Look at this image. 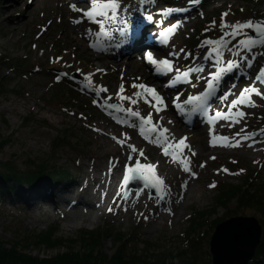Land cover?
<instances>
[{
	"label": "rangeland",
	"instance_id": "rangeland-1",
	"mask_svg": "<svg viewBox=\"0 0 264 264\" xmlns=\"http://www.w3.org/2000/svg\"><path fill=\"white\" fill-rule=\"evenodd\" d=\"M5 1L0 0V57L5 59L3 62L0 61V174H7L6 169L9 168L10 171L18 173L24 179L21 181L25 183V191L14 186L9 192L7 188H10L11 184L6 187L7 183L0 177V242L6 245L7 250L12 244L17 243L21 247L16 249L19 255L41 260L67 252V247L78 251L81 246L87 248L85 244H89L91 256L98 264H212L209 243L214 229L229 218L237 216L255 218L261 227L260 238L264 241V222L260 224L259 213L239 208V198L243 189H247L244 186V176L257 172L256 178L264 181V157L259 156L258 162L257 156L245 150L237 152L209 150L206 146L207 133H200V130L194 128L174 127V121L169 114H166L165 120L163 113H159L157 117L153 108L146 107L140 111L141 115L146 117L151 112L153 123L158 122L159 119L158 123H161L162 128H167L169 133L173 131L172 137H175L176 141L187 137L186 143L189 149H184L182 153L178 149H170V153L178 158L179 155L187 158L196 177H191L183 170L180 172L178 169H182L183 165L179 161L174 162L171 155L165 157L162 155V148L144 140L138 134L139 128L128 132L102 117L90 105V99L77 95L72 100L69 92L65 91H68L65 85L59 90L58 84L69 81L70 75L60 82L55 78L59 83L53 82L52 78L62 69L65 71L81 69L85 76L93 77L95 82L106 86L110 96L116 98L121 84L110 80V76L115 73L114 78H120L119 75L123 74L128 81H136L138 79H134L142 73V70H137V64L141 62L134 60L133 55L131 60L124 61L125 64H117L105 59L103 63L106 64H100L95 56L89 57L90 52L80 38L79 28L72 27L69 21L75 16L67 12V2L65 3L64 0H56L58 1L56 4L54 0H32V2L22 0L15 10H11V14L7 12ZM121 2H123L122 7L132 3V0H121ZM227 2L229 15L225 20L233 23L252 19L253 22H264V16H253L255 12L264 13V2L256 4H252L249 0H227ZM216 3L219 5L220 2L216 1L213 5ZM221 13L219 10L215 11L214 18ZM11 15L16 18L13 16L8 26L1 22L2 19L10 18ZM204 20L197 17L189 21L185 26L187 29L183 30L185 35L176 41L184 44L185 47L191 43L197 45L198 42L195 39L200 41L202 38L199 35L206 34V32L200 34V29L207 26L206 22L208 26L211 25L210 17L206 15ZM219 24L220 22L216 24V27H219ZM68 31L70 32L67 33ZM200 42L203 43V41ZM237 42L232 41L229 48ZM204 46L206 48V45ZM172 51L184 57L185 53L180 52L178 48L169 50L166 54ZM240 53L243 56L245 51L240 50ZM89 61L95 68L108 64L109 68H102L100 71L92 67L90 69V66L86 65ZM258 61H262V56ZM129 65L132 66L129 67ZM46 68L49 71H46ZM107 71H109L108 77L105 78L103 74ZM146 72L148 73L147 70ZM248 75L249 73L243 75V79L242 75L238 76L237 90L250 86L251 80L246 81ZM148 80L151 81L149 75L147 78L143 75V81ZM132 84L125 86L130 89ZM225 89L229 91L228 88ZM167 90L162 87L158 89V92L163 94L169 104L171 101L168 95H165ZM237 90L234 92L236 97ZM134 92L136 91L126 93V96H132ZM123 102L125 106H132L127 101ZM77 105L81 108H77ZM256 105L253 115L249 116L248 120L237 129L238 131L242 129L247 132L252 131L247 127L255 128L262 122L264 100H260ZM239 110L243 111V107L240 106ZM92 127L108 131L113 137L121 140L124 139L123 134H127L130 139L125 141L124 146L112 143L98 135L96 131L93 132ZM56 131L69 133L67 135L70 140H67L65 145L60 144L54 148L57 141L49 139L55 137ZM213 131V136L235 134L234 131H227L223 125L217 126ZM148 134L151 139H155L157 135L156 133ZM221 141L217 140L216 143ZM131 143L138 149H143L145 156L140 157L138 153H130L126 145ZM76 151L82 155L80 156ZM193 152L195 155L192 154ZM129 155L140 159L142 164L157 162L160 170L157 171L158 174L164 175L170 186H182L187 178L191 181L188 185L196 189V192H192L190 198L184 203L186 205H179L180 197L173 199L172 202L175 203L173 209L156 228L146 218H140L139 221L130 218L108 220L107 216L102 214L91 223L87 218L96 219L95 214H91L83 215L82 224L77 227L78 222L74 223L75 229L71 230L65 226L67 223L63 219L65 215H56L53 207L47 206L42 201H39L36 206H28V210L21 209L25 204L24 198L29 200L30 192H33L31 191L33 184L25 180L33 177V171L42 172L40 169H43L47 174L49 166H56L61 170L73 172L76 170V161L81 163L82 168L79 170L83 175L87 172L88 158L99 156L98 161L101 167L104 166L106 157H113L119 163L118 170L125 172L126 165L129 167L135 165V159L129 160ZM256 162L258 163L255 164ZM201 164L205 167L201 168ZM223 167L227 168L228 173L221 171ZM237 167L245 169V172L231 176ZM44 181L51 185L47 180ZM213 183L216 187L209 188V185ZM223 184L229 187L239 186V196L219 204V189L223 187ZM117 187L115 198L119 196V192H122L120 182ZM167 192L173 194L175 191L167 188ZM129 198L131 202H135L138 196L130 192ZM32 200L28 202L32 204ZM150 206L153 208L151 204ZM151 207L145 211V217L147 214L149 216ZM121 209L122 207L119 210ZM121 211L123 212V209ZM141 211L139 209V212ZM72 218H74L72 215L68 217V219ZM45 233L52 235L53 241L59 243L57 248L47 249L37 241L39 235Z\"/></svg>",
	"mask_w": 264,
	"mask_h": 264
},
{
	"label": "bare ground",
	"instance_id": "bare-ground-1",
	"mask_svg": "<svg viewBox=\"0 0 264 264\" xmlns=\"http://www.w3.org/2000/svg\"><path fill=\"white\" fill-rule=\"evenodd\" d=\"M21 1L22 0H6L5 1L6 7L8 9L7 12L11 14V10L12 11L15 10L19 2ZM29 1L32 2V0ZM64 1L65 3L67 2L66 3L68 9L67 12L75 16L72 19H69V21L71 22L72 27L79 28L78 32L81 35L80 38L82 42L86 45L87 50L90 52L89 57L95 56V59L99 60L100 62L98 63L100 64H106L103 63L105 60L114 61V63L117 64H125L124 61L127 62V59L131 60L133 55L134 60L141 62L140 64L139 63L137 64V70L139 71L142 70V73L141 75L140 73H137L140 76L137 77L139 78L138 80H136L137 78L134 79L136 81H128V79L125 77L126 75L124 76L123 74L119 75L120 78L117 77L114 78V76H116L115 73H113L110 76L111 77L110 80L117 81L118 84L124 85L125 91L123 95L125 96L127 95L126 93L128 92L132 93L133 90L137 91L132 87L130 89H127L128 87H126L125 85L130 83L144 82L143 75H145L146 78L149 75L151 81L148 80L147 82L144 83L149 86L155 87L157 91L159 88L162 87L168 88L169 90H167V92L170 94H165V95H168V99H170L171 102L175 98L174 96L177 95V93H175L176 91L185 89L186 83H180L170 88L165 87V85L173 78V75L171 73L167 75L157 74L155 72L154 67L150 63H148L145 59L146 53L148 52H151L153 56L157 59H161V57H164L173 60L175 66L180 67L181 69L203 65L205 69L204 72L192 74L190 76L192 80H196L197 75L204 76L206 73H212L216 71L218 67V65L216 64V57H211L208 60L204 59V56L209 53L207 49H203L199 53L197 60L193 63H188L184 61V58L180 56L177 59L175 57H171L170 55H166V52H169V50H176L178 48V50L183 49L184 51H186V54L190 55V51L188 47H185L184 44L176 41L179 37L185 35V32H183V30L187 29L185 28V26H187V23L197 17H201V19L204 20V17H206L207 15L208 18L209 17L211 18V21H209L210 24L213 21H215L216 24H218L220 22L221 15L220 14L217 15V17H215L217 19H215L213 13L218 10L222 13L227 12L229 10L228 7L229 4L227 0H132V3H128L127 5L120 7L119 15L114 22L106 21V28L110 32L111 39H105L103 36L98 37L97 33L99 32V26L97 24H94L92 21H90L87 17L83 15L84 11L92 10L93 0H70V1L64 0ZM216 1L220 2L219 5H217V3L213 5V3H215ZM254 1L259 3L264 2V0H254ZM57 2L58 1L54 0V4H56ZM119 3L120 5H122L123 2L119 0ZM73 6L76 9L75 11L73 10ZM149 15L153 17V20L151 22L147 20V16ZM13 16L14 15H11L10 18L7 17L6 19H2L1 22L8 26L12 22V19L15 17ZM253 16L254 17L264 16V13L255 12ZM96 19H99V17H97ZM172 20L175 21L174 25H176L177 27L174 28L171 33L166 34V37L161 38L159 36V33L162 30L167 29V27H164V25L170 23ZM75 21H80V22L76 23ZM133 21H138L139 24L137 22L131 24ZM204 21H206V19ZM226 22L228 24L233 23L227 20ZM14 23L17 24V22ZM205 24L207 26H204L200 29L199 31L200 34L204 33L205 32L204 30L210 27L208 26L207 22ZM121 29H123L124 35L120 34ZM229 30L230 29H225V31H229ZM69 32L70 31H68L67 33ZM221 35L222 32L220 28L215 27L207 31L206 34L204 33V35L202 36L199 35V37L202 38V40L204 39L216 40ZM157 36H159L160 40H166L167 42L165 43V41H153V39ZM250 36L253 39H258L255 32H252ZM244 38H245L244 36H239L234 41H239L240 39H244ZM195 40L202 48L204 44L200 42L198 39ZM263 50H264V46L257 44L256 46H254L253 54L252 51H249L250 57L247 60H243V63L240 64L242 79H243V75L245 76V74H248L249 70L255 66L256 61L260 58V55ZM171 53H173V51ZM77 60L78 59H76V61ZM0 61L1 62L5 61L4 57H0ZM248 63H251L252 66L251 68L248 67L247 70L244 71L243 73V69L245 68L244 65H248ZM86 65L90 66V69L91 67L94 69H98L97 71H100V69L102 68H109V64L99 68H95L94 64L91 61H89V63H86ZM132 65H129V67ZM35 70L38 71V69ZM45 70L49 71V69L47 68ZM53 70H55V68ZM146 70L148 71V73L146 72ZM238 70L239 68L234 69L232 73L227 74L222 79L221 88L218 91L220 92L222 91L223 88L229 87L233 93V95L229 96V101L224 102L225 106L219 109L218 106L223 104H221L220 100L217 99L216 97L212 98L209 101L211 108L209 109L208 114H213L218 110L224 112L227 109V104L233 98L236 97L234 92L237 90V87L232 88L231 84H233L238 78L237 75ZM108 73L109 71L103 74L105 78L108 77ZM127 74L130 73L127 72ZM68 75H70V79L73 80H69V81L67 80L66 82L61 83L60 80H65V78H67ZM256 76H257L256 74L252 75V79L254 80V83H251V87L256 88L257 85L261 83L260 81L256 80ZM58 77H59L58 81L61 84V85L58 84L59 90L64 88L63 86L65 85L71 91L78 94L79 96L90 99V105L102 117H107L108 119L111 120V122L114 125L119 126L128 132L138 128V126L129 127L126 124H119L116 122L117 119H127L129 123L138 125V120H136L135 118L127 117L124 113L113 112L105 106V100H108L107 99L108 97H112L110 96L109 90L106 86L98 84L97 82L94 81L93 77L89 76L91 78L92 83L88 87H85V85L88 84V81H85L84 79L85 73L81 69L77 71H72L70 69H66L65 71L64 69H62L60 72H57L56 75L53 76V78H58ZM153 83L156 84L152 85ZM101 87L106 88L108 91L104 93H100L98 96L96 94V89ZM65 91L68 93L67 90ZM160 94L163 96L162 93ZM69 97H71L70 93H69ZM93 101H96V103H93ZM107 103L122 104V105L124 104V102L120 101L118 97L116 98L112 97V99L108 100ZM165 103L167 106L168 103L166 100ZM123 107L128 108L129 106L123 105ZM146 107H148L147 104L140 102L135 106L134 110L140 112L141 110H144ZM77 108H81V107L78 106ZM166 108L169 115H171L175 119H178L183 124L188 122H201V123L207 122V117L202 116L199 113L188 116V115H182L176 108H169L168 106ZM161 113H163V111H161ZM70 114L73 115L72 113ZM91 130L96 131L98 135H101L103 138H107L112 143H117L116 140L112 139L113 136L110 133H108V131H104L99 127H92ZM55 133H56L55 137L49 139V140L57 141L56 144L54 145V148L60 144L65 145L66 141L70 140L68 139L69 137L67 135L69 133H62L59 131H56ZM260 137L264 138V135H261ZM76 152L80 156L82 155L80 152L78 151ZM98 157L99 156L97 157L90 156L88 158V160L86 161L88 164V168L86 167L87 172H85V174L83 173V175L82 172L79 170L82 168L80 162L76 163L75 161L76 170L73 172L66 171L64 169L61 170L56 166H49L48 176L46 175L41 178L36 177L35 180H33L32 182H28L33 184L31 189V191L33 192H30L29 200L27 198H24L25 200L24 201L25 204H23L24 208L22 207L21 209L28 210V206L29 207L36 206V204L39 201H42L47 206L53 207V210L55 211L54 213H56V215L58 214L65 215V217L63 218L65 219V222H67L65 226H67L66 227L67 229L70 228L71 230L75 229L76 225H74V223L77 224L78 222L77 227H79L82 224V221L84 220L83 215L89 216L91 214H95L96 219L92 220L90 218H87L91 223H93L94 221L97 220V217L99 218L101 216V214L103 216L104 215L107 216L108 220H111L112 218L115 220L116 219L121 220V218L131 219L132 214H145V211L148 210V208H150L152 197L146 198L144 194H142L135 200V202H131L130 198L127 199L126 191H122L119 192V196L115 198V196L117 195V188H118L117 185L122 175V171L119 174L118 181L116 179L117 175L115 176V178L112 177L119 171L118 170L119 163L113 157L112 158L106 157L105 164L103 167H101V165H99ZM153 164L157 165V171H160L158 169V163L154 162ZM44 180H47L51 185L46 184ZM131 182L136 188H142L145 186L146 183L145 181L139 179L133 180ZM8 184H11V187L7 188L9 192L12 191V188L14 186L20 187L22 191H25L24 189L25 183L23 181L12 180L10 181V183L6 184V187ZM170 190L176 191V194L178 196V190L176 186L173 185L170 186ZM192 192H196V189L190 185L185 190L184 196L180 199L182 201L180 202V206L186 205L184 203L186 202V200L190 198ZM167 196L163 201L156 199L155 208L149 214L151 218V223H153L152 225L155 228L158 225H160V221L156 222V220H159L162 217H164L166 214H169L168 209L170 210L172 207L173 202H171L172 200ZM30 200H32V204L28 202ZM152 202H154V200H152ZM25 205H27V207H25ZM120 207L124 209L123 212L119 210ZM109 208L112 209L111 212L109 211ZM139 209L142 211L139 212ZM70 215H72L74 218L68 219ZM251 263L256 264L257 262L252 261Z\"/></svg>",
	"mask_w": 264,
	"mask_h": 264
},
{
	"label": "snow or ice",
	"instance_id": "snow-or-ice-1",
	"mask_svg": "<svg viewBox=\"0 0 264 264\" xmlns=\"http://www.w3.org/2000/svg\"><path fill=\"white\" fill-rule=\"evenodd\" d=\"M73 10H76L74 6ZM119 10V0H93L92 10L84 11L83 15L87 17L90 21H92L94 24H97L99 26V32L97 33L98 37L103 36L105 39H111L110 32L106 28V21L114 22L119 15ZM228 15L229 13L224 12L221 14L220 17L219 28L222 32V35L216 40L206 39L203 41V44L210 46L211 49L209 53L204 56V59L208 60L213 56V54H215L216 64L218 65L216 71L210 73L208 77H204L201 75L196 76L197 83L202 79L206 81L204 91L196 95L189 94L187 98L184 99L182 102L180 95L178 94L173 100V106L182 115L191 116L199 113L202 116H206L210 124L215 123L219 120H224L229 123V126H232L233 124L240 123V120H242L245 116V113L239 110L240 106H246V102L247 105H251V96L253 94L262 95V93L259 92L255 87H246L240 91L239 96L237 98L232 99L230 101V103L228 104V111L226 113L218 110L215 112V115L208 116L209 109L211 108L209 101L212 98L216 97L223 103L229 101V96L233 95L231 89L228 92H225L222 96L217 97L216 94L221 88L222 79L227 74L232 73L234 69H238L241 66L240 63L233 60L227 61L225 65L224 61L221 59V57L223 56V50L226 49L231 52L232 49L229 48V44L232 42V40H236V38L239 36H244L245 38L240 39L235 45V48L237 49L235 55L239 56L241 60H244L245 58L241 56L240 49L251 51L252 48L257 44L264 46V22L255 23L252 20H247L243 22L237 21L235 23L228 24L225 20ZM97 17H99V19H96ZM147 20L151 22L153 20V17L149 15L147 16ZM75 22L79 23L80 21ZM176 27V25H172V27L162 30L159 33V36L161 38L166 37V34L171 33ZM215 27L216 22L213 21L210 27L206 28L205 31L207 32L211 28ZM225 29L230 30L225 31ZM246 30H251L255 32L258 39H253L251 36L248 35V32ZM120 34L124 35L123 29H121ZM166 42L167 41L165 40V43ZM180 52H184V50L181 49ZM169 55L177 59L179 58V53L173 52L169 53ZM187 55L188 54L185 55V58H187ZM145 59L154 67L155 72L157 74L167 75L169 73H175L173 78L165 85V87L169 88L180 83H189L193 88H195L197 87V83H193L190 79V76L194 73H203L205 70L203 65L188 67L185 70H182L180 67L175 66L173 60L168 58L157 59L153 56L151 52L146 53ZM251 66V63H248V67L251 68ZM57 79H59V77ZM84 79L85 81H88V84L85 85V87L91 85L92 81L89 76H85ZM256 80L260 81L261 83H264V68L260 70L259 75L256 76ZM131 87L133 89H136L137 91L134 92L132 96H125L123 95L125 87L123 84H121L117 93V97L120 101H127L130 105H132V107L125 108L122 104H108L107 100L105 101V106L113 112L124 113L127 117L135 118L136 120H138V125L129 123L127 119H117L116 122L119 124H126L129 127L138 126L139 135L144 140L154 144L159 148H162V155H164L165 157L171 155L172 160L176 162L178 157L175 154L170 153V149H178L181 153L184 151V149H189V145L186 143L187 137H182L178 141L175 140V137L170 138L168 135L169 130L167 128H162L158 122L153 123L151 112H149L148 115L145 117L142 116L139 111L134 110L135 106L138 103L143 102L144 104H147L149 107L153 108L154 111L159 114L161 111H164L167 107L165 103V98L157 91L155 87L149 86L144 83H133ZM235 87L236 85L233 84L232 88ZM107 91L108 90L106 88L101 87L96 89V94L99 96L100 93H104ZM107 99L111 100L112 97H108ZM93 103H96V101H93ZM234 109L236 111L235 115L233 116ZM169 123L172 122L169 121ZM146 125L149 126L147 127V129ZM241 131H243V129ZM148 133H156V138L151 139ZM123 135V140L118 139L117 137H112V139L116 140L117 143L124 146L125 141L129 140L130 137L127 136V134ZM239 135L240 133H237V136ZM243 139H250V136L245 135ZM217 140L228 141L229 137L213 136L211 141L212 146H216ZM238 144L239 141H237V145ZM237 145L228 144L225 146L231 147ZM126 146L130 150V153H138L140 157L145 156L143 149H138L132 144H127ZM192 154L195 155L194 152ZM128 159L133 160L135 158L132 155H129ZM211 159H215V157H211ZM179 163L183 165L182 170L185 173H188L193 178L196 177V173L192 171L190 163L187 161V158L179 159ZM200 167L203 168L205 167V165L201 164ZM156 168L157 165L155 164H142L140 159H135L134 167H129L127 165L125 166L123 185H127L130 181L133 180H143L146 182V186L155 188L159 196V200L163 201L165 199V195H170V192L165 194L161 193V187L165 184V181L159 176H157ZM221 171L227 172L228 170L221 169ZM215 186L216 185L213 183L209 185V188H214ZM181 187L186 188L187 182H185V184ZM109 211L111 212L112 209L109 208Z\"/></svg>",
	"mask_w": 264,
	"mask_h": 264
},
{
	"label": "trees",
	"instance_id": "trees-1",
	"mask_svg": "<svg viewBox=\"0 0 264 264\" xmlns=\"http://www.w3.org/2000/svg\"><path fill=\"white\" fill-rule=\"evenodd\" d=\"M70 93H72L70 91ZM73 100V97L71 96ZM1 148V147H0ZM7 166V165H6ZM42 172L33 171V177L27 178V182H32L36 177L41 178L43 176H48V173L45 174L43 169H40ZM48 172V171H47ZM0 177L4 179L6 183L12 180H20L21 177L18 173L14 171L7 170V174H0ZM17 177V178H16ZM19 178V179H18ZM24 180V179H22ZM244 185L247 189H243L242 195L239 198V208L243 210H252L260 215V224L264 222V181H259L257 183H248L245 182ZM226 188V189H225ZM239 186L229 187L223 185L220 189V195H218L219 204H223L227 199L232 200L239 196ZM239 209V210H240ZM37 241L41 242L47 249L57 248L59 243L53 241V236L44 234L39 235ZM87 248H82L76 251L74 248H66L67 252L56 255L55 257L48 259L38 258L32 259L28 256L19 255L16 249H19V244H12L9 250H7L6 245L0 242V264H98L96 259L92 257L91 246L89 244H85ZM253 261L261 263L264 261V241H261L259 247H257Z\"/></svg>",
	"mask_w": 264,
	"mask_h": 264
},
{
	"label": "water",
	"instance_id": "water-1",
	"mask_svg": "<svg viewBox=\"0 0 264 264\" xmlns=\"http://www.w3.org/2000/svg\"><path fill=\"white\" fill-rule=\"evenodd\" d=\"M259 241L260 227L255 219L232 218L215 229L210 241L212 263L247 264Z\"/></svg>",
	"mask_w": 264,
	"mask_h": 264
}]
</instances>
